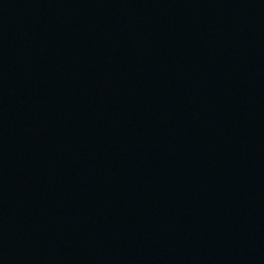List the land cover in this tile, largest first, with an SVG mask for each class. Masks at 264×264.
Here are the masks:
<instances>
[{
	"label": "water",
	"instance_id": "water-1",
	"mask_svg": "<svg viewBox=\"0 0 264 264\" xmlns=\"http://www.w3.org/2000/svg\"><path fill=\"white\" fill-rule=\"evenodd\" d=\"M0 60L264 178V0H0Z\"/></svg>",
	"mask_w": 264,
	"mask_h": 264
}]
</instances>
